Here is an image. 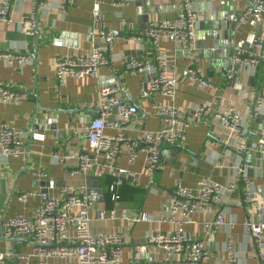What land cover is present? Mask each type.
Segmentation results:
<instances>
[{"label":"crops","instance_id":"crops-1","mask_svg":"<svg viewBox=\"0 0 264 264\" xmlns=\"http://www.w3.org/2000/svg\"><path fill=\"white\" fill-rule=\"evenodd\" d=\"M40 1L46 8L41 11L36 28H32L26 20L33 11L32 0H12L10 24L0 23V50L29 58L23 68L8 66L0 61V80L10 83L14 90L24 96L19 104L0 102V128L7 123L16 130L28 132L25 155L20 158L0 157V226L18 215L33 217L36 209L48 198L60 195L62 185L85 187L94 201L90 226L92 234L121 233L126 236L122 264H191L181 256L164 253L146 242L151 232L170 235L175 230V226L166 221L169 193L177 185L194 188L202 179H211L223 185L235 182L239 187L241 182L235 176V167L252 163L250 176L260 192L259 200L264 201V162L256 158L249 160L248 156L238 154L222 142L227 140L228 135L214 109L212 115L187 130L186 139L180 147L165 146L162 149L161 163L153 176L145 170L144 153H140L138 159L129 164L128 154L123 150L117 167L134 172L139 178L136 183L120 186L117 189L120 199L113 201L110 186L114 179L109 172L99 176L69 177L66 169H75L78 162L68 160L61 165L55 156L89 152L82 129L95 115L90 106H97L102 88L117 85L121 99L137 106L139 115L128 132V138L134 145H141L138 131H156L161 128L162 121L152 114V107L158 103L167 104L168 100L160 94L141 100V89L148 85L147 75L129 72L119 61H111L100 70L97 78H68L63 85L56 79L55 63L67 55L83 56L90 51L92 34L97 28L93 23V7L99 3L106 26L116 39L112 59L127 56L153 60L158 52L168 53L176 61L175 73L180 81L178 107L191 110L215 96H222L235 103L246 120V140L253 141L264 126V114L255 120L251 114L256 95H264V62L254 81L248 75L238 81H230L224 76L222 66L226 57L228 60L231 58L230 54H233L240 40L245 42L246 51H254L252 41L248 39L258 32L257 25L250 22L242 26L231 39L226 35L225 27L217 31L210 30L198 19L195 53L185 47L177 51V47L169 40H162L158 45L148 38L140 42L131 40L132 36L143 32L150 22L180 19L182 9L177 0H128L129 4L121 7H116L114 0H76L64 14L58 9L57 0ZM250 2L197 0L196 9L199 17L205 21L211 14L222 20L232 10L236 17L242 15ZM122 22L126 23V28H122ZM194 69L214 83L218 90L214 93L202 92L189 86L188 73ZM106 133L113 134L112 131ZM217 158L222 166L220 168L214 166ZM33 171L45 172L48 177L39 179L32 175ZM49 181L55 183V190H47ZM31 192H40V195L30 197L26 203L20 201V195ZM99 210L107 213L115 210L119 215L125 211L131 218L143 213L149 216L150 221L137 224L121 219L99 221L96 219ZM222 210L228 221H237L233 229L224 226L212 237L206 235L204 224L215 216L203 213L195 214L193 223L185 226V231L204 242L210 253V258L202 264H228L225 245L230 236L234 239L239 264H264L257 258L253 241L241 226L245 218H259L253 204L244 201L238 188L227 195ZM19 237L6 238L0 229V253H32L34 243L30 238L11 241ZM8 261L12 263L13 258ZM48 264L78 263L53 259Z\"/></svg>","mask_w":264,"mask_h":264},{"label":"built area","instance_id":"built-area-1","mask_svg":"<svg viewBox=\"0 0 264 264\" xmlns=\"http://www.w3.org/2000/svg\"><path fill=\"white\" fill-rule=\"evenodd\" d=\"M12 0H0V23L10 24L9 18ZM180 2L182 16L178 20H159L150 22L147 28L132 36L131 40L140 42L143 38L150 39L154 45L162 40H169L180 51L188 48L196 51L197 27L199 12L196 9L197 0H177ZM32 14L26 18L32 28H36L41 11L46 6L40 0H32ZM76 0H57L58 9L64 14ZM128 0H114L116 7L128 5ZM93 23L96 31L92 34V47L83 55H67L55 63V74L59 84L66 79L97 78L102 68L111 61H119L124 68L133 73L146 74L148 85L141 89L140 99L152 98L160 94L168 100L167 104L158 103L152 107V114L162 121L159 130L138 131L141 145H134L128 138V132L133 121L138 117L137 106L121 99L117 85L102 88L99 92L97 106H90L95 112L91 121L84 125L82 134L86 138L89 152L73 155L55 156L57 162L64 165L68 160H76L75 169H66L69 177L80 175L99 176L109 172L114 179L110 186L113 201L120 196L117 189L128 183L138 182L139 175L127 169L117 167L118 158L123 150L133 164L140 153L146 156L145 170L149 175H155L161 163V151L166 147H180L185 139L187 130L201 122L206 116L212 115L214 109L220 124L228 135L222 142L240 155L248 156L249 160L256 158L264 162V126L253 141H247L248 129L246 120L235 105L222 96H215L203 102L196 108L184 110L177 105L180 81L175 73L176 61L166 52H158L153 60H140L136 57H119L112 59L115 52L116 39L105 23L99 3L93 7ZM252 22L257 25L252 47L254 51H246L245 42L239 41L230 58V67L226 70V78L234 81L236 74L242 77L248 75L252 81L260 74L264 62V0H251L249 7L231 21L234 33L242 26ZM122 28H126L122 22ZM129 28H132L129 26ZM185 44V46H183ZM0 61L8 66L23 68L29 58L22 54H14L0 50ZM189 86L198 91L211 92L218 90L214 83L206 79L198 70H190L187 77ZM24 96L14 90L8 82L0 80V102L19 104ZM253 119H260L264 114V95L257 94L251 110ZM112 131V135H107ZM28 132L16 130L7 123L0 128V157L20 158L25 155V138ZM253 161V160H252ZM214 166L222 167L218 158ZM252 165L235 167V176L241 184L229 182L225 185L211 179L200 180L196 187L186 188L177 185L168 195V217L166 221L175 226L170 235L151 232L147 235L148 245L157 247L168 254L181 256L191 264H202L210 258L204 242L194 238L185 231V226L193 223L197 213L214 214V218L205 222L206 235L212 237L222 227L233 229L237 221H228L222 210L228 194L238 188L244 201L253 204L259 218H245L241 223L245 234L251 237L257 258L264 262V201L259 200L260 192L255 181L250 176ZM32 175L39 179H47L45 172L33 171ZM56 189L54 182H48L47 190ZM40 192L20 195V201L26 203L30 197L39 196ZM264 200V198H263ZM94 201L85 187L62 185L59 196H51L35 211L33 217L18 215L9 218L0 226L6 238L14 236L28 237L34 243L30 254L0 253V264H48L50 260L60 259L78 264H122L124 247L127 239L124 234L112 233L94 236L90 226L93 221ZM97 220H125L132 224L149 222L146 214L131 218L127 212L120 215L112 210L109 213L99 210ZM228 253V264H239L234 250V239L230 236L225 245ZM13 258L9 263L8 259Z\"/></svg>","mask_w":264,"mask_h":264},{"label":"water","instance_id":"water-1","mask_svg":"<svg viewBox=\"0 0 264 264\" xmlns=\"http://www.w3.org/2000/svg\"><path fill=\"white\" fill-rule=\"evenodd\" d=\"M234 17H235V13L232 10V12L230 14L225 15V17L222 20L217 19V15L216 16L215 15L213 16V14H211V15H209L208 20H206V21L202 17H199V22L205 23V26L206 27H209L208 29H210V30L212 29L214 31H217V30L221 29L222 27H225L226 33H227L226 35H228V37H230L232 39L234 37V35H235L234 30H233V27H232V24H231V21L234 19ZM210 30H208V31H210ZM36 34L38 35V30L36 31ZM255 35L256 34H252L249 37L248 41L249 42L253 41ZM215 38L216 39L218 38L217 35H215ZM230 56H231V54H230ZM229 67H230V59L228 60V57H226V61L224 62L223 66H222V69H223L222 71L224 72V76L225 77H226V70ZM241 78H242V76L240 74H236L234 80L235 81H238ZM51 120L52 119H50V122L52 123ZM248 165L251 166L252 163H248ZM249 172L251 173V169H250ZM2 235L4 236L3 231H2ZM20 239L25 240V237L22 236V237H19V238H14L11 241L14 242V241H18Z\"/></svg>","mask_w":264,"mask_h":264}]
</instances>
